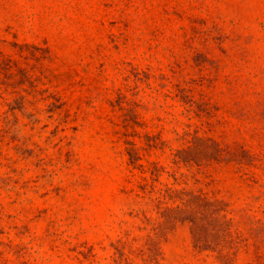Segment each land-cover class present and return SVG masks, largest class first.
Wrapping results in <instances>:
<instances>
[{"label": "rangeland", "instance_id": "rangeland-1", "mask_svg": "<svg viewBox=\"0 0 264 264\" xmlns=\"http://www.w3.org/2000/svg\"><path fill=\"white\" fill-rule=\"evenodd\" d=\"M0 264H264V0H0Z\"/></svg>", "mask_w": 264, "mask_h": 264}, {"label": "trees", "instance_id": "trees-1", "mask_svg": "<svg viewBox=\"0 0 264 264\" xmlns=\"http://www.w3.org/2000/svg\"><path fill=\"white\" fill-rule=\"evenodd\" d=\"M128 143L130 146L127 147L126 152L128 155L129 164H131L133 167H138L140 164H136L137 160L139 159L137 150L131 142ZM203 145L213 147L214 151L209 154L196 151L198 147ZM182 152H184L185 155H180L181 151L175 154V161L181 160L185 163L194 162L196 164H201L209 163L212 160L218 161L222 149L220 148L219 143L211 138L194 137L187 149L182 150ZM152 173L154 175L157 174V167H153ZM182 204L183 207L175 211V216L179 215L182 219H185L189 222L194 243L199 247H203L204 243L208 241L207 233L205 232L206 226L203 220L212 216H224V214H221L224 209L220 206L219 201L209 200L199 195L184 198Z\"/></svg>", "mask_w": 264, "mask_h": 264}]
</instances>
